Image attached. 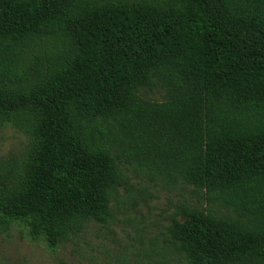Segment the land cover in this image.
Returning <instances> with one entry per match:
<instances>
[{"label": "trees", "instance_id": "obj_1", "mask_svg": "<svg viewBox=\"0 0 264 264\" xmlns=\"http://www.w3.org/2000/svg\"><path fill=\"white\" fill-rule=\"evenodd\" d=\"M4 126L0 230L55 252L144 175L182 264H264V0H0Z\"/></svg>", "mask_w": 264, "mask_h": 264}, {"label": "rangeland", "instance_id": "obj_2", "mask_svg": "<svg viewBox=\"0 0 264 264\" xmlns=\"http://www.w3.org/2000/svg\"><path fill=\"white\" fill-rule=\"evenodd\" d=\"M161 100L158 89L145 92ZM24 137L11 127L0 128V162L18 157ZM131 198L120 191L124 204L107 224L90 223L77 237L64 241L55 252L43 242L32 243L19 228L0 230V264H182L173 247L165 243L169 217L183 201L198 205L197 198L167 188L144 175H132ZM166 251V255L162 252Z\"/></svg>", "mask_w": 264, "mask_h": 264}]
</instances>
